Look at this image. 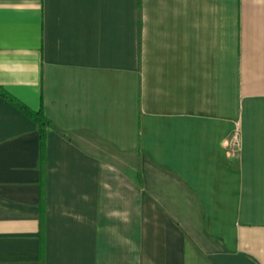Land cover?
<instances>
[{"label":"crops","instance_id":"1","mask_svg":"<svg viewBox=\"0 0 264 264\" xmlns=\"http://www.w3.org/2000/svg\"><path fill=\"white\" fill-rule=\"evenodd\" d=\"M0 264H264V0H0Z\"/></svg>","mask_w":264,"mask_h":264},{"label":"trees","instance_id":"2","mask_svg":"<svg viewBox=\"0 0 264 264\" xmlns=\"http://www.w3.org/2000/svg\"><path fill=\"white\" fill-rule=\"evenodd\" d=\"M0 96L6 98L15 107L22 111L27 117L34 120L40 128V141H41V156L44 155L46 137L50 129H55L53 122L45 115L43 110L34 111L25 105L23 102L9 94L6 90L0 87Z\"/></svg>","mask_w":264,"mask_h":264}]
</instances>
